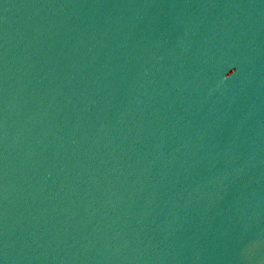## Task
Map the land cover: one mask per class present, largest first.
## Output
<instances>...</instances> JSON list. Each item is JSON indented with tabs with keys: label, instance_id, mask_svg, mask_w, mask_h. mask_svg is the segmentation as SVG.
Segmentation results:
<instances>
[{
	"label": "water",
	"instance_id": "1",
	"mask_svg": "<svg viewBox=\"0 0 264 264\" xmlns=\"http://www.w3.org/2000/svg\"><path fill=\"white\" fill-rule=\"evenodd\" d=\"M0 264H264V0H0Z\"/></svg>",
	"mask_w": 264,
	"mask_h": 264
}]
</instances>
